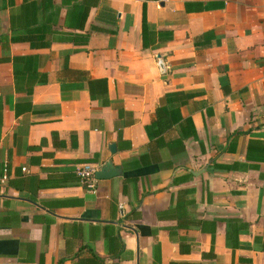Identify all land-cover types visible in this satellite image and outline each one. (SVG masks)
Here are the masks:
<instances>
[{
    "label": "crops",
    "instance_id": "obj_1",
    "mask_svg": "<svg viewBox=\"0 0 264 264\" xmlns=\"http://www.w3.org/2000/svg\"><path fill=\"white\" fill-rule=\"evenodd\" d=\"M5 176L0 264H264V0H0Z\"/></svg>",
    "mask_w": 264,
    "mask_h": 264
},
{
    "label": "built area",
    "instance_id": "obj_2",
    "mask_svg": "<svg viewBox=\"0 0 264 264\" xmlns=\"http://www.w3.org/2000/svg\"><path fill=\"white\" fill-rule=\"evenodd\" d=\"M76 173H77V176L81 179L82 183H85L91 189L94 188L92 181L96 173L95 169H93L92 167L86 166V167L78 168ZM7 180H8V177L5 176L3 179H0V183H5Z\"/></svg>",
    "mask_w": 264,
    "mask_h": 264
},
{
    "label": "water",
    "instance_id": "obj_3",
    "mask_svg": "<svg viewBox=\"0 0 264 264\" xmlns=\"http://www.w3.org/2000/svg\"><path fill=\"white\" fill-rule=\"evenodd\" d=\"M162 69H164V66L161 65ZM114 146V145H113ZM117 175L113 170H112V163H108L105 167H103L100 171H97L95 173V177L98 180H103V179H109Z\"/></svg>",
    "mask_w": 264,
    "mask_h": 264
},
{
    "label": "trees",
    "instance_id": "obj_4",
    "mask_svg": "<svg viewBox=\"0 0 264 264\" xmlns=\"http://www.w3.org/2000/svg\"><path fill=\"white\" fill-rule=\"evenodd\" d=\"M146 24V22L144 21V25Z\"/></svg>",
    "mask_w": 264,
    "mask_h": 264
}]
</instances>
